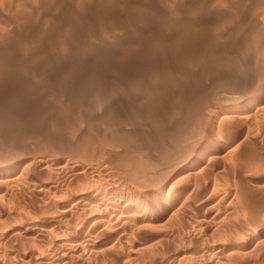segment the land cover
Returning <instances> with one entry per match:
<instances>
[{
    "label": "rangeland",
    "instance_id": "rangeland-1",
    "mask_svg": "<svg viewBox=\"0 0 264 264\" xmlns=\"http://www.w3.org/2000/svg\"><path fill=\"white\" fill-rule=\"evenodd\" d=\"M258 2L0 0V264H264V49L239 55ZM163 184L175 204L113 250L54 243L84 216L55 199L143 203Z\"/></svg>",
    "mask_w": 264,
    "mask_h": 264
},
{
    "label": "bare ground",
    "instance_id": "bare-ground-1",
    "mask_svg": "<svg viewBox=\"0 0 264 264\" xmlns=\"http://www.w3.org/2000/svg\"><path fill=\"white\" fill-rule=\"evenodd\" d=\"M254 2V1H253ZM249 3V1H248ZM237 4V3H236ZM239 4V3H238ZM258 4H261V7L259 6L258 9H261V11L259 12V14L257 13L258 18L256 17V19L252 21L250 18H247V20H251L252 21V25H250L252 29V31L255 34V37L253 38V41H249L247 44L248 46L243 49L244 47L242 46L241 49H239L240 51V56L242 54V56H246L247 52L250 53L251 51L255 52L256 50H260V49H264V2L260 3L258 2ZM240 5V4H239ZM251 5V4H250ZM216 8V7H215ZM176 9V8H175ZM250 9V8H249ZM248 9V10H249ZM237 10V9H236ZM254 10V8H253ZM250 12V11H249ZM252 14V13H251ZM245 15V14H244ZM246 16V15H245ZM243 17V16H242ZM236 19V18H235ZM243 20H246V17L242 18ZM242 20V21H243ZM246 20V21H247ZM251 21L249 22V24H251ZM239 22V21H238ZM244 23H247L245 21H243ZM239 24V23H237ZM216 27V26H215ZM247 28V27H246ZM248 30V29H247ZM250 34V32H248ZM252 35V34H251ZM246 36V35H245ZM243 39V38H242ZM245 40V39H244ZM213 45V44H212ZM240 46V45H239ZM238 47V46H237ZM264 51V50H261ZM253 52V53H254ZM262 53V52H261ZM260 54V53H259ZM263 55V54H260ZM226 56V55H225ZM239 56V57H240ZM227 58V57H226ZM233 58V57H232ZM256 62H258V60H256ZM261 63V62H259ZM255 64V63H254ZM262 66V63H261ZM245 67V66H244ZM260 67V66H259ZM260 70V69H259ZM258 71V70H257ZM264 71V70H263ZM263 75V73H262ZM258 78V77H257ZM254 86V85H253ZM264 93V92H263ZM259 96V95H258ZM261 96V94H260ZM255 100V99H254ZM259 100V99H258ZM253 105V104H252ZM227 111L225 110H221L220 115L226 113ZM237 114V113H236ZM242 114V113H241ZM244 114V113H243ZM236 116V115H235ZM251 117V116H250ZM241 118V117H240ZM212 119V118H211ZM230 119V118H229ZM253 119V118H252ZM235 120V119H234ZM244 120V118H243ZM209 121V120H208ZM207 123V122H206ZM256 125V124H255ZM210 126V125H209ZM190 135V134H189ZM208 145V144H207ZM208 147V146H207ZM199 150V148H198ZM173 151V150H172ZM179 151V150H178ZM164 152V151H163ZM228 152V151H227ZM230 152V151H229ZM232 152V151H231ZM181 153H183L181 151ZM177 154V153H176ZM200 154V153H199ZM89 155V154H88ZM125 155V154H124ZM246 155V154H245ZM96 156V155H95ZM192 156L188 157V159L186 160L185 158V163L182 166V169L177 166L179 170H183L184 171L187 169L189 170L192 167V161L194 160L193 158H191ZM92 159V158H91ZM171 159V158H170ZM174 159V158H173ZM182 159V158H181ZM71 161V160H70ZM175 161V160H174ZM49 162V161H48ZM54 162V161H53ZM56 162V160H55ZM54 162V163H55ZM73 162V161H72ZM71 162V163H72ZM78 162V161H77ZM171 164L172 161L170 160ZM13 163V162H12ZM161 163V162H160ZM166 163H168L166 161ZM177 162H175L176 164ZM179 163V162H178ZM42 164V163H41ZM87 164V163H86ZM175 164H173L175 166ZM181 164V163H179ZM40 165V164H39ZM138 165V164H137ZM178 165V164H177ZM9 166V165H8ZM11 166V165H10ZM63 166V165H62ZM2 167V166H1ZM69 167V166H68ZM79 167L78 164L76 163V165L70 166L69 168H66L68 170L69 173H71V175H78L81 170L79 171ZM166 167V166H165ZM169 167V166H168ZM167 167V168H168ZM3 168V167H2ZM13 168V167H12ZM45 168V167H44ZM56 168V167H55ZM82 168V167H80ZM170 168V167H169ZM176 168V166H175ZM174 168V169H175ZM39 169V168H38ZM46 169V168H45ZM90 169V168H89ZM172 170V167L170 168ZM6 170V169H5ZM11 170V169H10ZM13 170V169H12ZM49 170V169H48ZM174 171H177L176 169ZM171 171V172H174ZM6 171H2L1 173H5ZM11 172V171H10ZM41 172V171H40ZM149 172V171H148ZM156 172V171H155ZM178 172V171H177ZM24 173V172H23ZM83 173V171H82ZM84 174V173H83ZM53 175V174H52ZM189 175V174H188ZM3 176V175H2ZM11 177L12 174L9 173L8 175H6L5 177ZM29 176V175H28ZM17 177V176H16ZM74 177V176H72ZM84 177V176H83ZM153 177V176H152ZM166 177V176H165ZM168 177V176H167ZM187 177V176H186ZM4 178V177H3ZM158 178V177H157ZM172 178V177H171ZM263 178V177H261ZM261 178H258L259 180ZM9 178H7L8 180ZM258 179L252 180L250 181L249 185L252 187H256L258 186ZM10 181L14 180V176L13 178L9 179ZM158 180V179H157ZM9 181V182H10ZM29 181V180H28ZM169 181V180H168ZM167 181V182H168ZM3 182V181H2ZM5 183V182H4ZM44 183V182H43ZM87 183V182H86ZM85 183V184H86ZM169 183V182H168ZM40 184V183H39ZM37 184V185H39ZM84 184V183H83ZM84 184V185H85ZM93 184V183H92ZM154 184V183H153ZM25 185V184H24ZM33 185V184H32ZM36 185V184H34ZM32 186L34 187V190L36 191V195L38 194H42L44 193L45 190L50 189L49 186L43 187L41 186ZM80 184H78L77 186H80ZM84 185L82 186L84 189ZM164 185V184H163ZM2 186V185H1ZM57 186V185H56ZM86 186V185H85ZM156 186V184H155ZM162 186V185H161ZM160 186V187H161ZM188 186V185H187ZM88 187V186H87ZM92 187V186H91ZM90 187V188H91ZM157 187V186H156ZM77 188V187H76ZM80 188V189H79ZM77 188L76 190H73V193H71V191L69 192V196L67 198H62L61 199H55L54 201H52V207H54L57 210V214L59 216V218L62 217H66V216H72V214H74L75 212H80L81 214H83V218L80 220V222H78L77 220V224H74L72 226H70L69 228H67V232H68V237L67 238H58L57 240L54 241V243L57 242V244H59V246L63 247L65 250H67L70 246H74L70 249H68L69 251H74L75 253L79 254L80 258H82L83 260L86 261V251L90 250L91 251V255L95 256L97 258V256H101L102 253L104 254V252L110 248L113 247L110 246L108 247V244H105L106 242L110 241L112 239H122L120 238L123 234V232H125V230L127 231V229L129 230H133V226L134 225H143L146 224L148 222H150L151 220L156 219L160 213L162 211L168 210L173 204H175L177 197L175 193H170L168 192L166 195H162V193L164 192L163 190L166 188V185H164L163 187H161V189L159 190V192H157L158 194L155 196V198H151V199H146L145 202L143 203H139L137 201L135 202H127V201H122L120 203L112 201V196L108 195V193H102V192H98L96 193L93 190V187L91 188L92 190H88V188H86L87 190H81V187ZM79 189V191H77ZM261 189V188H260ZM155 189H153L154 191ZM43 191V192H42ZM75 191V192H74ZM157 191V190H156ZM53 192V191H52ZM178 192V191H177ZM219 192V191H218ZM46 193V191H45ZM62 194V193H61ZM67 194V192H66ZM155 194V193H154ZM63 197L64 192H63ZM68 195V194H67ZM2 197V196H1ZM122 198L123 195H122ZM46 199V198H45ZM116 199V198H115ZM246 199V198H245ZM44 200V199H42ZM224 200V199H223ZM251 200V199H250ZM38 201V200H37ZM49 201V200H48ZM126 202V203H125ZM248 205V204H247ZM36 207V206H35ZM35 209V208H34ZM123 210L122 213H120V210ZM44 214V213H43ZM76 215V214H75ZM78 216V215H77ZM40 217V216H39ZM50 218V216H48ZM47 217V218H48ZM46 218V219H47ZM48 218V219H49ZM21 219V218H20ZM45 219V218H44ZM45 219V220H46ZM71 220V219H70ZM49 223V225L51 226H57V224H59L57 222V219L55 217L50 218L49 221H47ZM47 222H46V226H47ZM75 223V221H73ZM72 222V223H73ZM27 223V222H26ZM71 224V223H70ZM39 225V224H38ZM43 225V224H42ZM133 225V226H132ZM264 226V225H263ZM22 227V226H21ZM25 227V226H24ZM38 227H30V228H26V231H30V232H36L35 229H37ZM24 230V229H23ZM55 230V228H54ZM263 231V230H261ZM261 233V232H260ZM31 234V233H30ZM121 235V236H120ZM92 236H96L95 241L94 238H92ZM249 236V235H248ZM106 237V238H105ZM52 238V237H51ZM92 238V239H91ZM254 238V234H250V239L253 240ZM124 239V238H123ZM122 239V240H123ZM257 239V238H256ZM93 242V243H91ZM111 242V241H110ZM119 242H121V240H119ZM112 244V243H111ZM114 247L116 246L117 243L113 242ZM120 244V243H118ZM117 244V245H118ZM186 244V243H185ZM246 244V243H245ZM77 245H80L81 247H77ZM69 246V247H68ZM61 247V249H62ZM113 247V248H114ZM145 244H136L135 246V252H138L140 249L144 248ZM242 246L237 244L234 245H229L227 247V250L229 251L228 254H236L239 252V249H241ZM249 248V247H248ZM112 249V248H111ZM111 249H108L111 250ZM113 250V249H112ZM68 251V252H69ZM172 251V250H171ZM131 253V252H130ZM173 253V252H172ZM243 255V254H242ZM36 257V256H35ZM225 257V256H224ZM127 258V257H126ZM39 259V258H38ZM82 260V261H83ZM97 260V259H96ZM81 261V262H82ZM187 261V260H186ZM42 263V262H41ZM202 264V263H201Z\"/></svg>",
    "mask_w": 264,
    "mask_h": 264
}]
</instances>
